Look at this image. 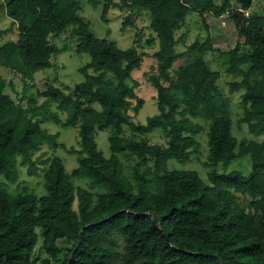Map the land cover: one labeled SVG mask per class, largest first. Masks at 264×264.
<instances>
[{
    "label": "trees",
    "instance_id": "obj_1",
    "mask_svg": "<svg viewBox=\"0 0 264 264\" xmlns=\"http://www.w3.org/2000/svg\"><path fill=\"white\" fill-rule=\"evenodd\" d=\"M102 1L104 19L114 0ZM253 1L119 0L133 14L146 13L154 34L147 44L157 42L147 76L157 113L135 123L144 100L132 74L142 53L97 38L79 14V0H0V19L9 23L0 28V67L19 75V100H26L25 106L13 100L5 91L12 84L0 75V264H264V14L250 12ZM193 13L228 14L243 42L221 52L207 36L179 52L185 34L177 33ZM63 33L75 41L76 54L89 55L79 69L83 80L27 93V82L64 51L51 42ZM9 34L16 38L2 44ZM213 55L235 78L229 91H242L238 123L260 141L233 135ZM37 99L49 107L40 111ZM44 123L75 129L76 146L59 144ZM154 130L165 145L150 144L146 135ZM98 133L106 134L109 158L97 149ZM201 133L206 180L169 168L170 161L190 159ZM43 147L75 155L76 167L68 173L57 157L35 159ZM244 157L249 175L218 172ZM38 163L45 164L44 194L3 188L22 169L38 175Z\"/></svg>",
    "mask_w": 264,
    "mask_h": 264
},
{
    "label": "rangeland",
    "instance_id": "obj_2",
    "mask_svg": "<svg viewBox=\"0 0 264 264\" xmlns=\"http://www.w3.org/2000/svg\"><path fill=\"white\" fill-rule=\"evenodd\" d=\"M96 3L89 0H79L80 3V16L83 17L90 25L91 32L99 39H106L115 45L126 50L131 47H135L138 53L143 54L142 64L138 71L132 74V79L138 83L137 95L144 100V105L135 116L133 121L135 123H145L148 117H151L157 113V105L154 99V90L147 82V76L151 68L155 65V59L153 54L157 50V42L148 45L147 40L154 37L150 27L149 20L144 11L133 14L126 8H122L119 4V0H114V4L108 9L107 13L102 16L103 1L95 0ZM219 1V0H218ZM191 6L196 5L197 1L189 2ZM250 12H255L259 15L264 14V0H254L253 6ZM249 12L245 15L248 16ZM2 18V15H1ZM2 20V19H0ZM8 20L4 19L0 21V28L8 27ZM185 34L183 44H179L177 50L179 52L184 51L185 47L193 43L196 39L203 41L207 36L210 38L212 47L214 50L221 52H229L235 49L238 44L243 42V38L237 33V28L234 23L229 19L228 14H224L221 17H214L210 13H204L202 17L198 14H190L185 22V27L178 31L177 36ZM16 38L15 34H9L3 37L1 43L4 44L10 40ZM134 40L137 43L134 45ZM52 44L55 46H65L64 51L53 56L51 58L52 67L50 69L37 72L34 75L32 81H28L27 93L32 92L36 94V91H43L48 84L57 87H71L75 83L83 80L82 74L79 69L89 61V55L83 53L78 55L74 52L75 41L68 38L66 33L51 39ZM210 65L212 68L220 71L221 76L219 79V87L222 91L224 98L227 101L231 117L233 120L232 133L238 141L243 138L260 141L262 136H255L247 131L246 126L238 123V118L242 113V107L240 105V95L242 91L230 92L229 83L235 80L234 77L227 75L223 69L218 66L217 61H221L216 56L209 57ZM182 60L179 59L175 66H179ZM0 75L5 82L12 86H7L6 93L15 100L18 104L25 106L26 100L20 101L22 96L23 81L12 70L0 67ZM238 80V79H237ZM33 84V86H32ZM37 106L40 111L49 107L47 104H43L41 99H37ZM53 108V107H51ZM64 118V116H61ZM43 127L51 134H58L57 141L59 144L64 145L66 148L76 146V130L72 128H63L61 126L54 125L52 123H44ZM105 133H98L95 136V142L97 149L102 152L105 158L110 157L109 143L105 136ZM150 144L165 145L166 139L163 137L161 130H154L146 135ZM199 142V148L193 151L190 155V159L183 163H176L170 161L168 163L169 168L178 170H194L201 179L206 180L207 169L203 166V162L207 156V143L205 136L201 133L197 136ZM57 157L61 160L66 172H70L76 167L75 155H70L66 150L58 148L55 151L43 147L40 152L35 155V159L39 161L46 160L48 158ZM38 161V162H39ZM38 175H27L25 169L20 171L19 179L16 183L11 184L4 181L3 188H6L10 192H14L17 189L26 187L28 190L34 191L35 194H44L42 187V173L45 164L38 163ZM237 170L243 175L247 176L251 172V162L248 157H244L236 162L228 164L227 167L219 166V173H228L230 171ZM83 187H86L85 183L78 182Z\"/></svg>",
    "mask_w": 264,
    "mask_h": 264
}]
</instances>
